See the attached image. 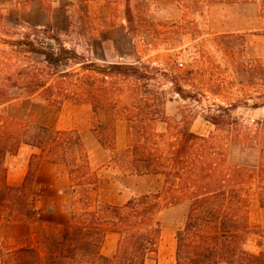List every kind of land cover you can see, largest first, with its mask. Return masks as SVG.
I'll use <instances>...</instances> for the list:
<instances>
[{
    "label": "rangeland",
    "instance_id": "rangeland-1",
    "mask_svg": "<svg viewBox=\"0 0 264 264\" xmlns=\"http://www.w3.org/2000/svg\"><path fill=\"white\" fill-rule=\"evenodd\" d=\"M128 3L133 22L127 19ZM53 34L88 63H145L159 68L149 82L132 76L99 81L97 72L82 70L74 63L54 70L85 74L91 92L95 81L101 89L108 88L107 97L99 91L100 102L90 94L86 103L66 100L56 105L41 95L28 94L25 88L9 89L14 97L8 108L10 115L21 119L33 114L44 125L80 133L100 175L98 203L122 205L136 195L156 191L164 181L161 175L131 174L110 161L111 150L101 145V136L106 144L115 143L118 150L128 144V122L111 115L114 102L136 113L158 112L160 117L154 122L158 131L165 130L167 124L189 121L193 131L215 135L230 164H258L260 147L227 137L212 118L252 134L264 124V0H0V63L7 60L16 63L15 68H45L42 55L15 52L7 41L30 36L58 48L59 42L48 38ZM15 68L11 72H16ZM34 152L23 145L16 155L6 157L10 185L22 182ZM33 194L42 223L0 222L4 249L31 245L44 253L42 228H48L49 223L55 227L70 218L75 196L62 166L43 163ZM80 196L81 191L76 193V205ZM187 211L188 205L181 204L159 213L162 231L158 252L147 264H176V233L184 225ZM249 221L261 234L254 240L261 241L264 207L255 197L250 200ZM118 238L108 233L102 253H110Z\"/></svg>",
    "mask_w": 264,
    "mask_h": 264
},
{
    "label": "trees",
    "instance_id": "trees-1",
    "mask_svg": "<svg viewBox=\"0 0 264 264\" xmlns=\"http://www.w3.org/2000/svg\"><path fill=\"white\" fill-rule=\"evenodd\" d=\"M126 10L128 21L133 22L130 3ZM51 26L49 23L48 28ZM48 38L59 42V47L30 36L7 41L15 52L42 55L45 68H15L17 64L7 60L0 63V222H27L28 226L31 221L42 223L33 190L43 163L66 169L72 197L76 198L79 191L83 196L78 205L75 198L72 200L68 220L42 228L44 253L31 245L6 250L0 242L3 264H147L158 252L162 231L159 213L181 204H187L188 211L184 225L176 233V264H264V235L254 244L258 250L247 246L249 240L261 235L249 221V204L255 197L264 207V124L252 134L212 118L227 137L260 147L256 166L232 165L214 134L193 131L189 121L167 124L165 130L158 131L154 124L160 117L158 112L136 113L114 102L111 115L127 120L128 144L118 150L115 143L108 145L101 136V145L111 150L110 161L131 174L161 175L164 181L156 191L136 195L122 205L100 204L96 196L100 175L91 164L80 133L44 125L33 114L21 119L10 115L8 108L14 97L9 89L25 88L28 94L41 95L56 105L66 100L86 103L90 94L100 102L99 91L103 90L107 97L108 88L101 89L95 81L92 85L96 88L91 92L85 74L54 70L61 64L74 63L82 70L97 72L101 75L99 81L132 76L149 82L156 78L159 68L145 63H88L76 50L64 46L56 34ZM23 145L37 151L30 156L22 182L10 185L5 160L16 155ZM108 233L119 236L112 256L102 253Z\"/></svg>",
    "mask_w": 264,
    "mask_h": 264
},
{
    "label": "crops",
    "instance_id": "crops-1",
    "mask_svg": "<svg viewBox=\"0 0 264 264\" xmlns=\"http://www.w3.org/2000/svg\"><path fill=\"white\" fill-rule=\"evenodd\" d=\"M29 146V145H28ZM29 147H31V146H29ZM32 148V147H31ZM32 149H34L35 150V152L37 151L35 148H32ZM43 165V164H42ZM41 169V168H40ZM113 234H116V233H113ZM116 235H118V234H116ZM249 241H252V242H250L251 244H250V247L252 248H250L249 247ZM248 241V244H247V246H248V248L250 249V250H258V248L257 247H255V245L254 244H256L257 243V241L256 240H249ZM117 242H118V240L116 241V244L115 243H113L112 244V248H110V253H106L105 255H107V256H112L114 253H115V251H116V248H117ZM259 242V241H258Z\"/></svg>",
    "mask_w": 264,
    "mask_h": 264
}]
</instances>
